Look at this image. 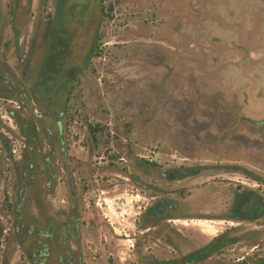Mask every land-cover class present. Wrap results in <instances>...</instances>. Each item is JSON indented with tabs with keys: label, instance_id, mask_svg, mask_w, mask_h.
Returning <instances> with one entry per match:
<instances>
[{
	"label": "flooded vegetation",
	"instance_id": "1",
	"mask_svg": "<svg viewBox=\"0 0 264 264\" xmlns=\"http://www.w3.org/2000/svg\"><path fill=\"white\" fill-rule=\"evenodd\" d=\"M167 1L171 23H180L171 32L195 33L197 49L234 47L243 56L230 67L248 72L238 85L230 71L232 106L188 115L184 128L194 138L178 150V165L161 163L151 149L136 152L137 123L120 139L113 123L67 120L71 100L86 107L78 93L98 90L93 66L106 24L115 22V0H0V264H264V57H253L264 50V0ZM132 2L129 24L158 22L157 0ZM140 45L126 60H137ZM208 66L220 86V64L197 76L205 82ZM114 82L120 93L140 88L138 74ZM221 113L228 121H215ZM100 136L116 151L103 150V170L90 162L83 171ZM128 197L138 233L119 232L122 222L106 211L109 201L121 207Z\"/></svg>",
	"mask_w": 264,
	"mask_h": 264
},
{
	"label": "rangeland",
	"instance_id": "2",
	"mask_svg": "<svg viewBox=\"0 0 264 264\" xmlns=\"http://www.w3.org/2000/svg\"><path fill=\"white\" fill-rule=\"evenodd\" d=\"M111 1L107 0V2ZM94 3L96 5L97 0H94ZM132 4V0H115V22L112 23L111 19H109V23L107 22V38L103 41L107 43L102 46L103 53L95 60L99 66H93V86L98 90L94 89V91L88 92L86 98H84V90L78 93L82 101H87L86 104H82L86 107L82 109L79 107L80 105L75 106L73 100H71L67 120L77 121L78 123H113L117 127L113 130L119 132L118 137L120 139L121 136L128 138L127 132L129 130L127 128L131 127L132 123H137L131 131L137 147L136 152L149 154V149H151V154L161 163L178 165L184 162L178 150L190 147L192 138H194V135L192 136L193 130L184 128L188 115L195 110L198 112L203 110L207 113L209 108L218 106L228 108L233 105V99L230 95L232 90L229 87V78H232L230 71L232 70L234 76L237 75L235 79L238 80V85L244 79L243 75L248 72L241 66H238L235 71L233 66L230 67V64L239 65L243 54L232 46L224 48L221 46L219 51V49L216 50L212 46L213 44L206 43L204 48L197 49L196 46L190 45L192 40L196 39L195 33L184 32L180 29L177 33L171 32L170 26L173 25L176 28L175 24L180 23L178 21L171 23L168 14L172 4L166 2V0H157L155 3V9L158 11V22L154 26L145 20L144 23H141L140 29L138 26L135 28L134 22L129 24V17L124 14L132 9L128 8ZM124 19V22L129 24L126 27L119 24ZM172 34L173 37H171ZM262 34L264 36V33ZM138 37H140V40ZM187 42L190 45L189 48L179 49L181 44ZM147 43L152 45L154 54L152 56L146 55L144 52V44ZM170 43L177 48H171ZM138 44H141L140 56L135 54V59H137L135 61L131 57L126 60L127 57L132 56L129 51L131 52L136 47L139 48ZM255 48H257L256 45L253 46V49ZM171 51L174 53L173 61L168 59ZM186 57H189L188 62L184 60ZM253 57H264V50L256 49L253 52ZM170 62H173L171 67L173 69L172 79L166 80V76L171 72L167 71L169 68L167 64ZM213 62L220 64L222 69L220 86L218 87L216 86L219 84L218 77L214 74V69L211 66H208L210 70L207 73L208 76L205 82L201 81L202 75L197 76V69H205L206 65H212ZM186 63L189 65L187 66ZM136 64L139 65V69ZM131 74L139 75L140 88L135 94L127 90L120 93L118 88L113 87L118 76ZM96 91H98V95H96ZM234 91L240 96L242 90L240 88ZM228 116L221 113V117L215 119V121H228ZM224 130L215 129L220 134ZM259 131L264 132L263 129ZM103 139L102 144H97L93 152L94 156L83 160L81 165L83 171L85 170V163L89 165L90 162L101 167L99 170H103L102 166L106 165L105 161L107 160L101 157L107 155V153L103 154V150L108 147L109 151H116V143L106 142L107 140ZM75 146L83 153L84 150L81 146L78 144H75ZM252 147L255 152V150H259L260 146L258 143H252ZM153 150H155V154ZM138 198L135 197V199ZM134 201V198L128 197L124 203H119L118 206L121 207H116L114 201H109L105 205L111 220L122 222V224H115L119 232L138 233L131 217ZM215 230L212 227H205V231L213 233ZM130 243L129 241L126 242L127 248H125V251H129L128 246Z\"/></svg>",
	"mask_w": 264,
	"mask_h": 264
},
{
	"label": "bare ground",
	"instance_id": "3",
	"mask_svg": "<svg viewBox=\"0 0 264 264\" xmlns=\"http://www.w3.org/2000/svg\"><path fill=\"white\" fill-rule=\"evenodd\" d=\"M206 232H207L208 234H213V233H214V232L212 233V232H209V231H206Z\"/></svg>",
	"mask_w": 264,
	"mask_h": 264
}]
</instances>
